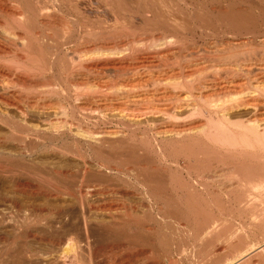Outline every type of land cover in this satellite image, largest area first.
<instances>
[{"label": "bare ground", "instance_id": "bare-ground-1", "mask_svg": "<svg viewBox=\"0 0 264 264\" xmlns=\"http://www.w3.org/2000/svg\"><path fill=\"white\" fill-rule=\"evenodd\" d=\"M192 1L0 0V264H75L87 196L125 194L96 178L160 182L104 207L180 212L195 264H264V0Z\"/></svg>", "mask_w": 264, "mask_h": 264}, {"label": "rangeland", "instance_id": "rangeland-1", "mask_svg": "<svg viewBox=\"0 0 264 264\" xmlns=\"http://www.w3.org/2000/svg\"><path fill=\"white\" fill-rule=\"evenodd\" d=\"M205 1H204V3L206 5V7H209L211 5L209 7V9H212V10L214 9L213 10L214 12L217 11V9H219V10L221 9V11H223L224 10L223 8L226 7L225 6L226 2L224 0H222V1L218 0V1H220V3L218 2L219 4L216 3L217 0L215 2H214V0H205ZM186 2L188 4H190L192 2L193 3L192 8L195 11L197 10L199 12V10H200L199 7L201 8V6H200L201 4H199V3L196 4V2H193L192 0H186ZM231 2H232V4L234 3V5H235V2H237V4L235 5L236 7H234V5H233V7L238 8V9H242V7L247 8V6H248V5L245 6L246 3L244 4L241 1L243 3L242 4L241 2H239V0H232ZM216 7H218V8L216 9ZM196 8H198V9H196ZM211 31L213 32V31H215V29H211ZM220 32H221V29L218 30V34ZM229 32L230 31H228L226 35H224V34L220 35L219 34L218 36L216 34L215 35L210 34V36H207L206 38L204 37L201 40L199 39V37H197V39H195V40L196 41L198 40L197 44L200 45V47L211 46V44L213 42H216V44H218V46H220V43L222 41L221 39H223V41H224V40H228V39L229 40L234 39L236 37V36L234 37L233 32H231L230 34H229ZM197 34L199 35V32H197L196 35ZM259 38H261V36H259ZM46 156H43V157L41 156V157H39V159L38 158L35 159V164L37 166L41 165L42 163H44L42 165H51V164L55 165L56 164L57 166H65L66 165L70 168H72V167L76 168L77 164L74 161L65 162V161H60L59 159H57L56 156H54V157L50 156V158L48 156L47 157ZM46 163H48V164H46ZM99 179L100 178H96L95 180L93 179V181H91V183H89V184H91V185H98V184L110 185L111 188L118 189L119 192H121V194L125 193L126 195L122 194L123 196H120V195L117 196V195H107V194H105V195H95L94 194L92 196V194H93L92 193L91 195L87 196V198H88L87 201L90 202V205L92 208H89L90 209L89 210L87 207H85L84 210H87V211L89 210L86 214L84 213V210L81 212V210L79 208H77V207L73 208L74 212H72V213H73L74 217H75L76 213L78 214V216H79V213H80V215H81V213H84L85 215H87V216H84L86 222L81 223L83 221V219H81L82 221L80 222L79 219L81 217L80 216L77 217V215H76V220H74V221H77V224L79 222L82 224V226L80 223H79V225H76V222H74V225H73V228L75 227L74 229L76 232V240H77V242H76L77 243L76 244L77 245V248H76V250H77L76 256L77 257L75 258V264H88L89 259H91V262H90L91 264H158V262H161L159 264H195V261H194L192 254H190V252H188V251H185V250L183 251V248L186 246V242L190 241V238H188L189 236H187L188 234H186L188 231H186V233H185V229H187V228L185 226L184 219H182L183 216L181 217L182 214H180V212L175 211V210L160 211L159 212L157 209L149 211L145 207L144 208L143 207L136 208V209L131 210V211H126V210L121 209V208L118 209L115 206H111L110 208L104 207L105 206L104 204L107 205V203L108 204L111 203V205H115L116 204L115 201L119 200V198L120 199L123 198V200L126 202H129V200H130V202H133V201H136V199H140L138 196L133 194V192H135V188L132 185H135V183L140 184V185L142 184L144 186L152 184L153 185V192L154 191L158 192L161 189H164L163 185L160 182H157L155 180H153V181H151V180L141 181L140 180V181L134 182V180H129V179L124 180V179H116V178H113L110 180L109 179L108 180L102 179V178H101V180H99ZM65 181L66 180H62V179L61 180L60 179H56V180L53 179L52 182L54 183V185L56 187L58 186L61 189H66L67 187H70L71 189L68 188L70 190V192H72V191L75 192V188H74L75 186H73V184L76 185V183H78V181L77 182L76 181L72 182L71 180H70L71 182H69V180L66 182ZM65 183L68 185L67 187L65 186L66 185ZM71 183H72V185H71ZM34 185H35L34 182H30L29 185L27 186V188L28 189L34 188ZM7 187H8L7 185L4 187L2 184H0V189L6 188V190H7ZM9 189H8V191H9ZM45 189H47V188H45ZM2 191H4V189H2ZM125 196H127V197H125ZM60 199L61 200L58 199V201H57V199H56V201L50 200L48 203L46 201H44V203L49 204L52 202L53 204L52 203L51 204L52 205L55 204L54 206H56V208H58V210L63 209V211H65L67 209H70V206H71L70 203H72L71 199L70 200H66L67 198H65L64 200L62 198H60ZM111 200H113V201H111ZM117 203H119V202H117ZM97 208H99V209H97ZM226 210H222V212L219 211L218 212L219 216L220 215L221 216L227 215L230 217L232 214H234L232 216L237 219V218H239L238 217L239 214H240V216L242 215L241 212L237 213L238 211H236V210L235 211L233 210L234 212H232V209H230L231 213H230L229 209L227 210V212H226ZM63 211L59 210V212H61L60 214H62ZM67 212H70V211L68 210V211H65L64 213L67 215ZM65 214L61 215V216H63V219L65 220L64 222H62L63 224L68 223V220L66 221V218H68V216H65ZM246 214L249 216V214L245 212V213H243L241 218L244 219L243 217ZM236 215H237V217H236ZM64 216H65V218H64ZM155 216L158 218H156ZM246 216H245V219L246 218L249 219L248 216L247 217ZM63 219L61 218V221ZM84 223H85V225H84ZM149 225L151 227L153 226L152 231L146 230V227H148ZM84 226H86V233H84L85 231H83ZM247 228L253 229L254 227L248 226ZM4 229H6V230H4ZM63 229H65V225L60 231H58V234H61L63 232ZM0 230H2V232H5V231H7V228H1ZM7 232L9 234L10 231L8 230ZM7 232H5V233H7ZM80 233H81L82 237H80V235H79ZM62 235H63V233H62ZM62 235H58V236L61 237ZM87 235H88V237H87ZM64 236L66 238V232L65 231H64V235L62 236V241L64 239L63 238ZM79 237L82 239H79ZM183 239H185V241ZM86 240L87 241L89 240L90 242L89 241L88 242L91 244L90 245L91 246L90 254H92V255L89 259H88V257H86V256H89V255H87L88 253H87V248H86V242H87ZM64 241H66V239ZM78 241H80V242H78ZM223 243L224 242L222 240H218L217 242H215V244H213L214 246H212V248L210 245H209V247H208V245H205V246L207 247V249H209V248H210V250L213 249L214 253H217L218 258L220 256H222V257H220V258H222L221 259L222 261H220V264H232V262L234 260L227 262L226 261L227 259L223 258L224 257V253H223L224 251L223 250L225 249L224 248L225 244H223ZM260 243H261V245L263 244L262 241ZM205 246H203L202 248L203 249L206 248ZM220 258H219V260H220Z\"/></svg>", "mask_w": 264, "mask_h": 264}]
</instances>
